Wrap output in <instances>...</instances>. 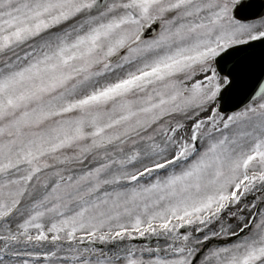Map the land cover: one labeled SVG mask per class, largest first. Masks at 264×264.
Segmentation results:
<instances>
[{"label": "snow or ice", "instance_id": "obj_1", "mask_svg": "<svg viewBox=\"0 0 264 264\" xmlns=\"http://www.w3.org/2000/svg\"><path fill=\"white\" fill-rule=\"evenodd\" d=\"M0 264H264V0H0Z\"/></svg>", "mask_w": 264, "mask_h": 264}]
</instances>
